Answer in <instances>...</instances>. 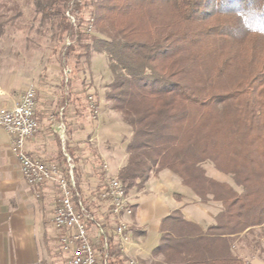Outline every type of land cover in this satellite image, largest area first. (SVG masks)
<instances>
[{
	"label": "trees",
	"instance_id": "obj_1",
	"mask_svg": "<svg viewBox=\"0 0 264 264\" xmlns=\"http://www.w3.org/2000/svg\"><path fill=\"white\" fill-rule=\"evenodd\" d=\"M40 10L76 38L60 50L61 71L65 59L80 58L76 47L108 58L106 99L132 131L118 173L126 192L168 170L202 203H221L212 228L218 235L264 225V0H45ZM86 10L100 37L87 34ZM205 163L241 191L208 178ZM171 241L160 249L187 247ZM109 256V264H122L113 246ZM166 264L174 262L167 257ZM179 264L243 262L227 256Z\"/></svg>",
	"mask_w": 264,
	"mask_h": 264
},
{
	"label": "crops",
	"instance_id": "obj_2",
	"mask_svg": "<svg viewBox=\"0 0 264 264\" xmlns=\"http://www.w3.org/2000/svg\"><path fill=\"white\" fill-rule=\"evenodd\" d=\"M58 71L59 77L53 72L41 83L38 77L10 84L3 91L8 96H0V108L13 107L16 98L10 94L22 95L31 87L38 88L35 118L39 132L26 142L28 156L63 166L66 153L75 165L81 193L85 194L93 188L100 190L118 171L107 161L104 151L99 156L105 162V171L100 170L98 175L90 177L88 183L84 175H80V136L75 132L67 135L65 146L58 131L61 123L68 130V125L74 122L71 119L69 124L65 123L70 117L69 112L73 113L78 104L73 102V97L68 101L67 93L63 92V89H69L68 76L60 68ZM71 94H74L73 91ZM60 109H64L62 118L59 117ZM89 142L93 143V138ZM12 144L13 138L0 128V264H51L45 253L46 247L53 248L62 264H66L59 251L58 234L52 223L58 191L53 184L35 187L26 183L12 153ZM92 159L89 157V160ZM127 195L133 212L125 217L128 226L126 241L116 240L112 243L120 254L122 264L130 259H137L142 264H166L167 257H170L174 264H179L186 258L227 256L240 259L244 264H264V240L260 241L261 245L253 246L252 241L245 243L246 232L221 236L212 231L216 217L222 210L221 203L211 199L202 203L170 171L163 170L156 176L151 175L142 187H134ZM167 237L172 239V244L186 242V249L181 253L161 250Z\"/></svg>",
	"mask_w": 264,
	"mask_h": 264
},
{
	"label": "rangeland",
	"instance_id": "obj_3",
	"mask_svg": "<svg viewBox=\"0 0 264 264\" xmlns=\"http://www.w3.org/2000/svg\"><path fill=\"white\" fill-rule=\"evenodd\" d=\"M44 2L45 0H0L1 97L8 96L3 91L10 84L21 83L22 79L35 80L39 77L41 83L48 74L53 72L56 77L60 76L58 71L60 50L63 45L74 44L76 38L67 37L57 26L55 18L50 19L42 16L40 8ZM89 16L90 10H86L84 13V17L87 19L86 26L92 20ZM67 17L77 29V19L69 13H67ZM91 24L92 30L87 34L91 37H100L94 29L93 23ZM76 50L80 55L78 61L76 54L65 59L66 76L72 80V86L68 85L69 89L67 91L63 89V92L67 93L66 97L69 102L71 97L75 96L81 106H75L74 112H69L70 117H67L68 121L65 123L69 124L71 119H74V122L68 125L65 136H70L73 132L80 136L81 148L78 150L81 154L82 165L79 166V171L81 176L84 175L85 182L88 183L89 178L98 175L100 170L105 171V162L99 156L104 151L107 161L111 162L112 167L118 171L109 179L120 180L118 173L127 165L126 146L131 139L132 131L124 122L122 115L114 111L111 102L106 99L108 86L112 81L108 58L104 53L94 51L90 53L89 57H86L81 48L76 47ZM31 88H34L38 95L40 90L35 87ZM71 91L74 94H71ZM10 95L16 98L15 102L22 96L17 93ZM92 138L93 143H90ZM89 157L93 159L89 160ZM202 167L208 178L230 185L237 192L241 191L240 188L234 186L229 176L217 172L211 164L205 163ZM157 174L151 175L156 176ZM54 188L57 190L56 185ZM246 234L244 236L246 244L252 241L253 246L261 245L260 241L264 240V225L254 228L250 232L246 231ZM45 253L49 256V263L62 264V260L55 254L53 248L46 247Z\"/></svg>",
	"mask_w": 264,
	"mask_h": 264
},
{
	"label": "built area",
	"instance_id": "obj_4",
	"mask_svg": "<svg viewBox=\"0 0 264 264\" xmlns=\"http://www.w3.org/2000/svg\"><path fill=\"white\" fill-rule=\"evenodd\" d=\"M73 21V20H72ZM93 21L86 26L91 32ZM69 45V44H67ZM37 94L30 88L13 107L0 108V128L12 138V153L21 175L30 186L56 185L58 199L52 223L57 232V245L66 264H109L113 241H126V216L133 209L123 184L111 178L102 189L93 188L81 193L75 176V165L64 154L63 166L28 156L26 142L39 132L35 118ZM64 109H60L62 118ZM59 137L66 142L65 126L58 127ZM126 264H141L130 259Z\"/></svg>",
	"mask_w": 264,
	"mask_h": 264
}]
</instances>
